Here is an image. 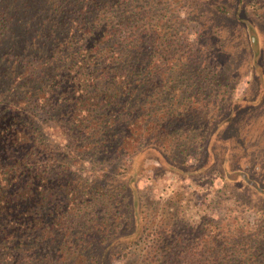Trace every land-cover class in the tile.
Returning <instances> with one entry per match:
<instances>
[{
    "label": "trees",
    "instance_id": "16d2710c",
    "mask_svg": "<svg viewBox=\"0 0 264 264\" xmlns=\"http://www.w3.org/2000/svg\"><path fill=\"white\" fill-rule=\"evenodd\" d=\"M139 1L0 0V264H103L105 243L129 224L106 163L168 134L186 108L152 98L148 86L161 85L139 74L142 49L149 61L156 51L130 30L148 11ZM85 162L100 174H84ZM168 213L122 246L123 264H264L259 232L210 218L176 225Z\"/></svg>",
    "mask_w": 264,
    "mask_h": 264
},
{
    "label": "rangeland",
    "instance_id": "374dc122",
    "mask_svg": "<svg viewBox=\"0 0 264 264\" xmlns=\"http://www.w3.org/2000/svg\"><path fill=\"white\" fill-rule=\"evenodd\" d=\"M139 3L148 4V11L130 30L142 31L140 46L156 50L149 61L142 49L135 63L139 74L152 71V81L161 85L148 86L152 98L167 106L181 100L186 108L181 119L170 123L168 134L144 138L117 162L106 163L104 182L121 191L120 211L130 221L122 227L123 235L105 243L102 263L123 264L122 246L136 245L146 233V220L168 212L174 213L176 225L194 226L210 218L221 230L241 226L262 238L264 0ZM150 27L154 34L146 36ZM49 124L50 138L66 143V134ZM99 166L90 169L85 162L83 173L99 175Z\"/></svg>",
    "mask_w": 264,
    "mask_h": 264
}]
</instances>
